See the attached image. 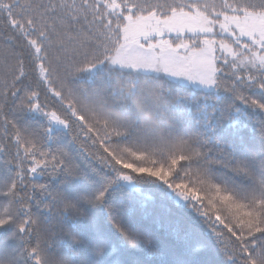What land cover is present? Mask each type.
Returning a JSON list of instances; mask_svg holds the SVG:
<instances>
[{"label": "snow or ice", "instance_id": "obj_1", "mask_svg": "<svg viewBox=\"0 0 264 264\" xmlns=\"http://www.w3.org/2000/svg\"><path fill=\"white\" fill-rule=\"evenodd\" d=\"M0 264H264V0H0Z\"/></svg>", "mask_w": 264, "mask_h": 264}]
</instances>
